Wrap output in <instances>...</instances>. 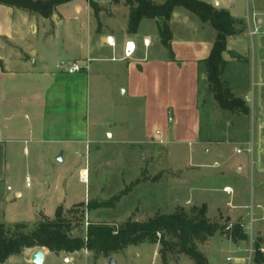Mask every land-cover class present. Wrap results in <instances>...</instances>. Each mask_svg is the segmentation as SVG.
I'll return each instance as SVG.
<instances>
[{"label": "rangeland", "instance_id": "rangeland-1", "mask_svg": "<svg viewBox=\"0 0 264 264\" xmlns=\"http://www.w3.org/2000/svg\"><path fill=\"white\" fill-rule=\"evenodd\" d=\"M164 1L155 0L157 4ZM119 11L116 25L124 19L125 10L120 8ZM151 21L147 20L143 25V31L146 25L147 28L154 25ZM103 25L110 26L107 22ZM67 34L68 24L57 30L48 23L39 27L38 39L42 36L53 39L54 46L38 48L40 54L48 58L49 72L57 73L61 60L68 64L69 57L62 47L63 36ZM29 39L38 42L35 36L30 35ZM139 40L137 37L136 41ZM150 51H164V48L156 42ZM30 64L33 65L32 61ZM229 71H236L237 83L242 88L241 84L250 73L248 65L236 64ZM145 78L147 91L153 89L147 106L149 131H169L160 107L181 92L155 90L159 87V79L148 70ZM228 82L233 84L229 79ZM65 84L78 87L68 82ZM26 87L30 89L31 85L26 84ZM40 87L42 90L46 85L41 82ZM238 90L234 87L237 96ZM24 94L17 97L23 98L22 103L21 99L17 102L18 108L23 109L22 125L28 124L36 110H45L48 99L42 91L38 98L27 90ZM84 103L91 138L78 146L75 154L78 159L67 157L64 163H59L57 157L63 152L68 156L71 154L67 145L60 142L27 140L6 144V180L0 184V223L12 229L24 225L26 231H30L43 217L54 219L59 205L63 204L64 208L72 204L97 206L87 212L85 224L79 225L75 232L78 235L84 234L89 223H105L119 229L129 222L145 223L157 215L172 214L178 208L188 210L206 204L210 221L224 229L205 243L198 244V249L207 255L209 264H255L258 249L264 255V174H257L251 152L256 134L253 115L233 116L220 111L213 101H206L202 106V136L213 143L192 147L163 143L156 136L142 139L144 114L141 100L128 101L123 89L112 82L98 87L90 80ZM113 105L117 113L113 111ZM117 116L123 122L121 128L94 126L95 119L107 123ZM213 121L215 128L210 132ZM206 147L211 151L203 154ZM238 149L242 153L238 154ZM215 162L219 163L218 167ZM84 171L88 173L87 183L81 181ZM225 186L232 188L231 194L223 192ZM230 218L235 221L232 230L240 225V230L248 233L246 241H235L230 231H226L231 225ZM242 223L246 224L247 230L241 228ZM162 253L167 256V264H195L183 254L162 250L160 243L130 246L114 254V258L118 264H164ZM64 256L48 255L45 264H64ZM84 257L80 254L72 259L75 264H84ZM87 257V264H108L111 259L93 252ZM5 264L28 263L19 255Z\"/></svg>", "mask_w": 264, "mask_h": 264}, {"label": "crops", "instance_id": "crops-1", "mask_svg": "<svg viewBox=\"0 0 264 264\" xmlns=\"http://www.w3.org/2000/svg\"><path fill=\"white\" fill-rule=\"evenodd\" d=\"M199 1L211 6L216 2L217 6L213 7L217 11H226L235 20L244 23V31L228 39L227 51L223 57L229 64L226 79L232 81L233 84L229 83L233 90L234 87L239 89L238 97L244 99L249 106L248 117L252 115L254 117L256 134L251 149L255 157L257 174L260 176L264 174V27H261L256 34L252 33L257 21L264 20V0ZM98 5L100 12L95 15L87 0H76L57 7L49 19L17 8L0 6V184L6 180V144L9 142L27 140L60 142L67 145V150H70L71 154L68 156L65 154L67 152H63V161H58L59 163H64L67 157L78 159L75 155L79 150L78 146H82L91 138L84 103L85 90L90 80H93L98 87L103 83L112 82L123 89L128 101L141 100L144 114L142 139L156 136L163 143L178 146L188 144L192 147L213 143L209 140L207 142L201 140L198 63L210 56L217 32L188 10L175 9L170 21L171 52L175 57V60H171L170 50L161 42L157 20L151 21L154 24L151 28H147L146 25L145 31L142 28L147 24V19L143 20L137 32L130 34V8L124 2L114 4L102 0ZM120 8L125 10L124 19L123 22L119 19L121 23L116 25V22L118 23L116 19L120 18ZM103 22H107L110 26H104ZM46 23L53 30L68 24V34L62 39V47L66 49L69 57L68 64H64V60H61L57 73L49 72L48 58L38 51L39 46H54L51 37L42 36L40 39L37 37L39 27ZM30 35L35 36L38 42H30ZM137 37H140L139 42L136 41ZM109 38L114 46L108 44ZM145 40L151 42L149 47L144 45ZM129 41L133 43L131 53L127 50ZM156 42L164 48V51H150ZM233 53L242 57V60L234 58ZM30 61L33 63L32 66ZM75 62L84 65L85 70L73 75L66 74L63 68ZM236 64H247L250 69L245 83L241 84L242 88H239L240 84L237 83L236 71H229ZM39 65H41L40 69L37 68ZM147 70L156 74L159 79V87L155 90L160 92L161 89L167 93L169 90L181 92L179 96L164 101L160 107L169 131L156 129L155 132H150L147 126L148 97L153 90L147 91L145 81ZM41 82L46 85L42 90ZM65 82L78 87H71V84L66 85ZM26 84L31 85L30 89ZM25 90L37 98L42 91L48 99L45 110L42 112L36 110L32 113L28 124L22 125L20 119L24 117L23 109L18 108L17 102L21 99L22 103L23 98L17 97H23ZM112 108L114 112L117 110L114 105ZM169 115L172 116V122H169ZM93 121L95 127L106 125L110 128H121V124L123 125L120 117L107 123L99 119ZM210 151L209 147L202 150L203 154H208ZM214 165L218 167L219 163L215 162ZM222 190L226 194H231L233 191L228 186ZM76 205L79 204L65 208ZM230 205L231 202L228 203V206ZM59 207L64 208V205ZM234 222L231 219V225ZM30 251H25L21 256L26 258L28 264H33L31 262L33 251ZM43 251L45 253L43 264H45L47 256L54 253ZM80 254L85 256L83 261L87 264L88 252L83 251L66 257L71 256L72 264H75L72 257ZM61 255L65 254L61 253Z\"/></svg>", "mask_w": 264, "mask_h": 264}, {"label": "trees", "instance_id": "trees-1", "mask_svg": "<svg viewBox=\"0 0 264 264\" xmlns=\"http://www.w3.org/2000/svg\"><path fill=\"white\" fill-rule=\"evenodd\" d=\"M73 1L76 0H0V6L17 8L49 19L57 7ZM87 1L95 15H98V2L102 0ZM106 1L114 4L124 2L130 8V34L137 32L143 20H157L161 42L170 50L171 60H175V57L171 52L170 21L175 9L188 10L217 32L210 56L198 63V110L201 114L202 141L212 142L202 136V106L206 101H213L220 111L233 116L250 115L246 101L235 95L226 79L229 64L223 57L227 51L228 39L244 31L243 21H237L228 12L217 11L213 6L199 0H165L162 4H157L155 0ZM232 56L242 60L235 53ZM214 123L213 121L210 126V132L215 128ZM96 207L91 204H79L69 209L59 207L54 219L43 217L30 231H26L24 225H17L12 229L0 223V264H5L10 258L22 255L27 250L35 249L65 255L93 252L110 259L130 246L145 243H160L162 250L183 254L195 264H209L207 255L198 249V244L205 243L217 232L224 230L219 224L210 221L208 207L203 204L188 210L178 208L172 214L157 215L145 223L129 222L119 229L105 223H89L84 234L75 235L78 226L85 224L87 212L95 210ZM229 234L235 241L248 239V235L240 230V225H236ZM162 259L167 264L166 254L162 253ZM254 260L255 264H264V255L260 253V249Z\"/></svg>", "mask_w": 264, "mask_h": 264}, {"label": "built area", "instance_id": "built-area-1", "mask_svg": "<svg viewBox=\"0 0 264 264\" xmlns=\"http://www.w3.org/2000/svg\"><path fill=\"white\" fill-rule=\"evenodd\" d=\"M261 27H264V20L263 21H257L256 28L254 29L252 34H256L260 30ZM150 43L151 42L149 40H145L144 41V45L146 47H149ZM108 44L110 46H114V43L111 41L110 38L108 39ZM85 68L86 67L84 65H82L80 62H75V63H72V64H70L68 66H65L63 68V70H64V72L66 74L73 75V74H76V73H81L83 70H85ZM172 120H173L172 116L169 115V122H172ZM251 152H252V150H251ZM237 153L240 154V153H242V151L238 149ZM81 181L83 183H87V181H88V173L87 172L86 173H82ZM27 186H29V184H27ZM232 228H233V225H229V226L226 227V231H230L231 232ZM241 228H243L244 230H247L246 229V225H244V224H241ZM251 239H252V231H251ZM70 258H71V256H67L66 258H64V263L65 264H72V260ZM227 261H231V259H228Z\"/></svg>", "mask_w": 264, "mask_h": 264}, {"label": "water", "instance_id": "water-1", "mask_svg": "<svg viewBox=\"0 0 264 264\" xmlns=\"http://www.w3.org/2000/svg\"><path fill=\"white\" fill-rule=\"evenodd\" d=\"M214 7L217 6V3L215 2L213 4ZM127 50L131 53L133 50V43L131 41L128 42L127 44ZM63 155L61 154L58 158L57 161L62 162L63 161ZM55 256L60 257L59 253H54ZM45 261V253L43 250L41 249H35L33 250L32 254H31V262L33 264H43ZM108 264H118L117 260L113 257L109 260Z\"/></svg>", "mask_w": 264, "mask_h": 264}, {"label": "bare ground", "instance_id": "bare-ground-1", "mask_svg": "<svg viewBox=\"0 0 264 264\" xmlns=\"http://www.w3.org/2000/svg\"><path fill=\"white\" fill-rule=\"evenodd\" d=\"M86 172H87V171H84V173H86ZM227 191H230V190L227 189Z\"/></svg>", "mask_w": 264, "mask_h": 264}]
</instances>
